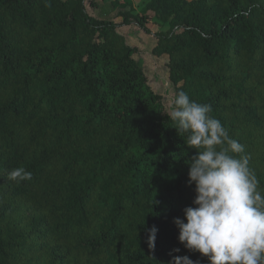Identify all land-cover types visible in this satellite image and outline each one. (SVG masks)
<instances>
[{
  "label": "trees",
  "instance_id": "trees-1",
  "mask_svg": "<svg viewBox=\"0 0 264 264\" xmlns=\"http://www.w3.org/2000/svg\"><path fill=\"white\" fill-rule=\"evenodd\" d=\"M50 3L0 0V264H208L173 224L195 150L118 28L155 38L174 94L211 105L264 189V0H148L117 22ZM20 166L31 180L9 181Z\"/></svg>",
  "mask_w": 264,
  "mask_h": 264
},
{
  "label": "clouds",
  "instance_id": "clouds-1",
  "mask_svg": "<svg viewBox=\"0 0 264 264\" xmlns=\"http://www.w3.org/2000/svg\"><path fill=\"white\" fill-rule=\"evenodd\" d=\"M50 7V0H46ZM170 119L185 145L195 150L188 162V185H194L192 206L174 218L177 240L199 253L208 264H264V189L259 187L244 145L232 138L206 103L192 100L183 90L170 101ZM32 173L20 166L7 179L20 184ZM158 229L147 230L146 243L155 247ZM179 253L180 249L172 250ZM169 264H199L175 255Z\"/></svg>",
  "mask_w": 264,
  "mask_h": 264
},
{
  "label": "rangeland",
  "instance_id": "rangeland-1",
  "mask_svg": "<svg viewBox=\"0 0 264 264\" xmlns=\"http://www.w3.org/2000/svg\"><path fill=\"white\" fill-rule=\"evenodd\" d=\"M147 1L148 0H98V7L94 11H88L96 17L108 16L117 22L122 21V17L114 18L117 12L123 9H129L130 5L134 13L140 12ZM151 28L153 31L159 29L156 25H151ZM118 32L124 35L129 45L137 46L138 53L135 54V59L144 68L148 77V85L154 92L160 95L161 103L170 114V101L174 96V87L169 81V74L165 64L166 57H157L152 54L155 38L151 34L144 33L133 24L118 28Z\"/></svg>",
  "mask_w": 264,
  "mask_h": 264
}]
</instances>
